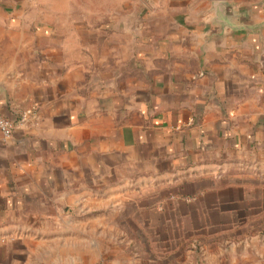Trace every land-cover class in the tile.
Wrapping results in <instances>:
<instances>
[{
	"label": "crops",
	"instance_id": "1",
	"mask_svg": "<svg viewBox=\"0 0 264 264\" xmlns=\"http://www.w3.org/2000/svg\"><path fill=\"white\" fill-rule=\"evenodd\" d=\"M144 1L0 0V264H88L73 221L134 183L226 213L264 187V0Z\"/></svg>",
	"mask_w": 264,
	"mask_h": 264
},
{
	"label": "rangeland",
	"instance_id": "2",
	"mask_svg": "<svg viewBox=\"0 0 264 264\" xmlns=\"http://www.w3.org/2000/svg\"><path fill=\"white\" fill-rule=\"evenodd\" d=\"M135 2L142 5L145 1ZM120 17H127V13ZM247 172L239 167L225 174L245 178ZM248 178L252 187L245 189L246 202L236 204L245 208L239 214L234 210L227 213L217 210L211 214L203 203L177 205L168 188L154 184L136 187L134 183V187L120 192L118 201L92 210L99 215L83 221L87 222V236L80 234V221H73L72 242H79L82 237L96 243L97 248L88 243L85 249H80L78 244H73L70 252H61L62 256L69 253L75 258H85L88 264L134 258L144 264H225V261L244 264L245 255L246 264H254L257 257L264 255V187H255L259 181L257 175ZM145 195L150 198L143 200ZM49 224L50 229L57 225Z\"/></svg>",
	"mask_w": 264,
	"mask_h": 264
},
{
	"label": "built area",
	"instance_id": "3",
	"mask_svg": "<svg viewBox=\"0 0 264 264\" xmlns=\"http://www.w3.org/2000/svg\"><path fill=\"white\" fill-rule=\"evenodd\" d=\"M19 121L22 123L25 121V116L23 115ZM16 123L10 118L6 117L1 111V103H0V131L7 137L11 136Z\"/></svg>",
	"mask_w": 264,
	"mask_h": 264
},
{
	"label": "trees",
	"instance_id": "4",
	"mask_svg": "<svg viewBox=\"0 0 264 264\" xmlns=\"http://www.w3.org/2000/svg\"><path fill=\"white\" fill-rule=\"evenodd\" d=\"M204 205L206 206V207L205 206L204 207L207 208L208 212L211 214H216L217 210H220V211L222 210V212H225L227 210V208L224 207V203L222 201H218V202L215 201V202H212V204H211V202L205 203ZM241 207H243V206H241ZM241 207L240 206L237 207V211L235 212V214H239L240 211L245 209V208H241ZM245 207H247V206H245Z\"/></svg>",
	"mask_w": 264,
	"mask_h": 264
}]
</instances>
